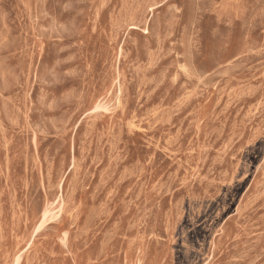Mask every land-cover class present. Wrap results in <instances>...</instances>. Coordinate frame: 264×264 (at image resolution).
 <instances>
[{
    "label": "rangeland",
    "instance_id": "1",
    "mask_svg": "<svg viewBox=\"0 0 264 264\" xmlns=\"http://www.w3.org/2000/svg\"><path fill=\"white\" fill-rule=\"evenodd\" d=\"M0 264H264V0H0Z\"/></svg>",
    "mask_w": 264,
    "mask_h": 264
}]
</instances>
